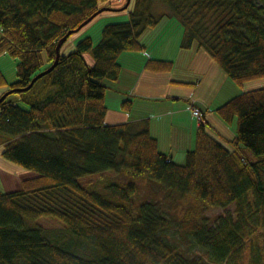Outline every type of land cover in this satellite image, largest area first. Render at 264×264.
<instances>
[{
	"label": "trees",
	"instance_id": "16d2710c",
	"mask_svg": "<svg viewBox=\"0 0 264 264\" xmlns=\"http://www.w3.org/2000/svg\"><path fill=\"white\" fill-rule=\"evenodd\" d=\"M116 1L0 0V54L18 60L14 82L0 67V172L5 163L27 173L20 187L4 183L0 191V264H264V85L216 108L225 124L236 122L232 138L210 133L204 119L183 162L160 150L148 120L105 123L107 82L120 78V56L141 50V36L163 27L165 16L182 26L183 49L204 52L228 78L241 85L264 78V0H133L97 44L82 37L93 24L82 25ZM69 32L57 66L17 90L55 62ZM144 179L189 200L180 220L157 198H140ZM231 205L235 217H208ZM42 217L61 226H42Z\"/></svg>",
	"mask_w": 264,
	"mask_h": 264
},
{
	"label": "crops",
	"instance_id": "0c3cea01",
	"mask_svg": "<svg viewBox=\"0 0 264 264\" xmlns=\"http://www.w3.org/2000/svg\"><path fill=\"white\" fill-rule=\"evenodd\" d=\"M106 15L108 17L101 20L112 19V23L127 17L116 12L114 16H110V12ZM99 22L97 20L83 32L82 37L91 35L97 44L101 40L102 28L107 24V21L102 22V25ZM94 27L99 28L98 35L93 36L91 29ZM171 29L180 33V36L171 38L167 35ZM160 30L157 38L146 40L147 45L143 43L141 55L137 51H127L123 54V60L119 58L122 65L120 78L115 82H107L109 89L105 99V123L115 125L148 120L160 150L173 160L182 162L186 151L195 147L199 130L197 119L190 109L193 102L206 110V126L210 133L223 141L235 135V130H231V126L225 124L216 113V108L230 100L224 103L219 101L223 83L229 78L204 52L181 47L183 28L178 21L169 19ZM166 35L171 42L168 48L161 38ZM156 60L172 61L173 66L169 71H164L168 73L148 70V62ZM185 85H188L186 91L182 90ZM173 91L175 93H171ZM3 164L6 169L15 166ZM6 185L10 187L12 183L7 181Z\"/></svg>",
	"mask_w": 264,
	"mask_h": 264
},
{
	"label": "rangeland",
	"instance_id": "374dc122",
	"mask_svg": "<svg viewBox=\"0 0 264 264\" xmlns=\"http://www.w3.org/2000/svg\"><path fill=\"white\" fill-rule=\"evenodd\" d=\"M132 7H133V0H117L114 3V9H112L113 11L112 10H106L107 12L106 11L104 13L102 12V14H104V15L101 14L94 21L92 19L91 24H94L97 20H98V22L100 21L98 24H101V25H102V22H105V21H107L108 24L112 23V22H110V21H112V19H110V20L109 19L101 20V19L104 18L105 16L107 18L108 15H106V14L109 13L110 11H112V15H110V16H114L113 12L126 14L128 12V8L131 9ZM123 18H125V17H123ZM167 20H168L167 16H165L163 18V22L165 23V22H167ZM90 25H88V26H90ZM98 28L99 27H94L93 29H91L93 36L97 34ZM160 28H162V27H159V28L155 27V28H151V29L146 30L145 33L140 38L141 43L143 44L145 42V45H147L146 42L153 40L154 38H157L159 31L162 30V29L160 30ZM78 34H76L75 36H78ZM167 35H169V36H171V38H173L175 36H180V33L176 32V31L174 32V30L171 29V32H169V30H168ZM167 35H166V37H161V38H162V40H164V43H167V48H168L171 45V42L168 40ZM182 36H183V34H182ZM146 40H148V41H146ZM72 46H73L72 44H68L66 46L65 50L66 49L71 50ZM136 51L141 55V53H140V52H142L141 50H136ZM148 51L151 53V49H149ZM123 54L120 57L121 60H123V58H124ZM17 63H18V60L14 59L9 54H0V67L3 70V72L5 73L9 82H14L17 80ZM130 63L131 62H129V65H130ZM164 73H168V72H164ZM262 85H264V78H260V79H256V80L247 82L244 85H241L238 82L229 78L228 81L225 80V82L223 83V87H222L221 93L219 95V101L221 100L220 103H224V101L229 100L232 97L241 94L242 92H244L247 89H252L255 87L262 86ZM182 88H183L182 90L186 91L188 89V85H185ZM0 91H2V90H0ZM171 93H175V92L173 91ZM9 99L12 101L18 102L19 94L13 93L9 96ZM195 104H196V102H193L192 104H190V109L192 111V114H193V108L198 107ZM202 114H203L202 115L203 120L204 119L206 120V110H204V112ZM193 116L197 119L198 124H200L201 122L199 123V119L194 114H193ZM219 118L221 119V117H219ZM230 126H231V130H236V122H234V124H232ZM219 131L221 132V128H219ZM249 153H250V156H252L251 152H249ZM175 161H178V160H175ZM181 161L183 162L184 159ZM25 170L26 169H24V168L13 166L11 168H7L5 171H1L0 172V191H7V190H5V185H4V183L5 182L7 183V181L12 183V186H10L9 188L15 189V188L20 187L21 180L25 176H27V173ZM115 175L118 177L116 179L117 181L127 182L130 179L127 176H123V175L120 176V174H115ZM90 177H92V178H90ZM90 177L89 178H82V179H80V182L83 184H86L87 181H90L93 179L95 180L98 177V175H92ZM94 177H96V178H94ZM109 178H113V175L105 174L104 180L106 181ZM147 182H148V179H144L142 182H140V184H141V192L139 195V196H141L140 198H144L147 196H148L147 198H152L151 196H153L154 198H157V200L159 202H161L164 205V207H166L167 216L171 220H174L176 218L178 220H180V217L183 215L182 214L183 209L186 206L190 205L189 200L185 201V200L175 199L174 197H170L168 194L159 192V188L157 185L147 183ZM139 196H138V198H139ZM228 214H233V216L235 217V205H231L228 208H213L210 210V212H208V217H210L213 221L217 216L228 215ZM38 223H40L42 226H46V227L61 226L60 224H58L59 222L57 220L49 218V217L40 218L38 220ZM173 233L176 235L178 234L177 231H174ZM189 239L192 241L191 236ZM182 247L185 250L190 251L192 253V255H196V252H198V248L192 246L191 244H187V243L182 242Z\"/></svg>",
	"mask_w": 264,
	"mask_h": 264
},
{
	"label": "water",
	"instance_id": "95a60500",
	"mask_svg": "<svg viewBox=\"0 0 264 264\" xmlns=\"http://www.w3.org/2000/svg\"><path fill=\"white\" fill-rule=\"evenodd\" d=\"M105 10H109V8H102L98 11V13H101L102 11H105ZM97 13V14H98ZM94 18V16H92V18H90V20H88L87 22H85L82 26H84L85 24H87L89 21H91L92 19ZM81 28V27H80ZM77 30H75L76 32ZM72 32H69L66 36H64L59 42H58V45H57V48H56V51H57V57H56V60L55 62L47 69L43 70L42 72H40L39 74H37L31 81V83L25 87V88H21V89H17L19 91H26L28 89H30L34 83L41 77H43L44 75L48 74L49 72H51L58 64V61H59V58H60V50H61V46L63 45V43L67 40L68 38V35H70ZM15 91V90H13ZM13 91H10L8 92L7 94H5L1 100H3L9 93L13 92Z\"/></svg>",
	"mask_w": 264,
	"mask_h": 264
},
{
	"label": "built area",
	"instance_id": "2783aa9c",
	"mask_svg": "<svg viewBox=\"0 0 264 264\" xmlns=\"http://www.w3.org/2000/svg\"><path fill=\"white\" fill-rule=\"evenodd\" d=\"M202 113V110H200L198 107L193 108V114L199 119V123L203 121Z\"/></svg>",
	"mask_w": 264,
	"mask_h": 264
}]
</instances>
